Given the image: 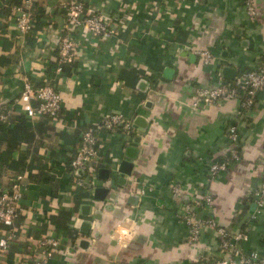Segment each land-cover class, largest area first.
Listing matches in <instances>:
<instances>
[{
  "label": "crops",
  "instance_id": "crops-1",
  "mask_svg": "<svg viewBox=\"0 0 264 264\" xmlns=\"http://www.w3.org/2000/svg\"><path fill=\"white\" fill-rule=\"evenodd\" d=\"M17 1L0 0V100L11 102L29 79L54 85L62 107L55 120L30 121L17 109L13 113L35 129L37 156L45 168H25V212L15 222L19 238L0 264L36 259L35 241L45 234L61 238L51 264L213 262L223 256L218 236L204 229L191 242L188 226L175 215L205 194L211 204L198 208V215L215 218L232 233L246 232L244 250L264 256V210L253 216V192L261 184L264 162V90L242 115L240 98L191 106L197 87L214 88L264 63V0H254L253 22L243 0H81L88 13L100 14L118 34L101 40L79 28L68 62L73 69L64 74L55 70L56 48L68 22L67 4L79 0H36L33 27L26 34L12 20ZM195 49L210 50V63L203 64ZM113 112L134 118V129L128 136L103 133L111 161L100 168L111 170L113 177L103 180L110 190L97 200L95 185L85 188L91 200L75 208L67 164L78 135ZM231 123L238 128L241 158L210 180L209 162L222 160L231 147ZM128 147L137 150L133 158ZM18 155L14 152V158ZM123 160L133 164L129 174L118 170ZM10 173L0 170V187L8 185ZM174 184L176 195L170 190ZM84 205L90 206L87 214ZM84 221L91 223L86 232L79 230ZM67 225L78 232L74 241ZM3 228L0 224V232Z\"/></svg>",
  "mask_w": 264,
  "mask_h": 264
},
{
  "label": "built area",
  "instance_id": "built-area-1",
  "mask_svg": "<svg viewBox=\"0 0 264 264\" xmlns=\"http://www.w3.org/2000/svg\"><path fill=\"white\" fill-rule=\"evenodd\" d=\"M183 1V0H178ZM36 0H19L12 7V20L15 27L22 34L28 33L33 27V8ZM243 8L247 19L253 22L257 15L254 0H243ZM68 6L67 25L59 35L56 48V66L58 74H64L62 65L69 62L76 45L75 34L79 28H84L101 40L117 38L118 31L100 14L88 13L83 1H74ZM53 29L49 27L51 33ZM199 56L202 63H210L213 54L208 49H195L193 52ZM264 90V63L257 68L248 69L236 74L232 80L220 83L214 88L197 87L194 90L193 108L200 103H216L221 100L240 98L239 115L251 109L255 103L258 92ZM62 97L57 88L51 83L34 84L25 79L19 95L11 102L0 100V121L8 122L9 116L16 109L23 114L26 120L48 118L55 120L60 114ZM134 129V118L125 116L120 112H113L102 116L95 123L81 130L78 135L77 145L73 148L72 156L68 161V173L71 179L72 190L87 189L93 185L95 172L107 160L104 151L103 138L106 135L128 134ZM104 133V136H103ZM229 140L231 147L222 160L209 162L207 174L210 180L219 174L227 172L229 168L241 158L239 146V133L237 125L229 126ZM27 172L9 175V183L0 187V224L4 227L0 232V259L14 241L19 238L16 228V220L25 212L21 205L23 187L25 186ZM171 193L179 192L178 184L171 186ZM256 208L253 216L264 210V162L262 164V181L253 192ZM211 197L209 194L196 196L191 202L183 204L176 217L189 228V241L199 239L204 229L213 231L219 238L220 250L223 256L213 262H201L199 264H264V256L255 250H244L241 245L248 236L244 231L230 232L218 224L211 216H199L198 208L209 206ZM39 255L36 259H19L17 264H51L50 260L59 251L61 238L55 235L45 234L35 241ZM1 261V260H0Z\"/></svg>",
  "mask_w": 264,
  "mask_h": 264
},
{
  "label": "trees",
  "instance_id": "trees-1",
  "mask_svg": "<svg viewBox=\"0 0 264 264\" xmlns=\"http://www.w3.org/2000/svg\"><path fill=\"white\" fill-rule=\"evenodd\" d=\"M62 68L64 72L73 69L70 68L68 62L62 65ZM2 110L0 108V112ZM13 113L10 114L7 123L0 121V170H9L11 171L10 175L24 172L25 168L29 170L33 168L42 170L45 167L37 156L38 147L35 142V129L27 127L21 120L20 114ZM1 145H4L3 149H1ZM14 152H18L19 154L16 158H14ZM90 200L91 194L86 189H77L75 191V208H78L83 202H90ZM66 227L65 232L69 239L74 241L78 232L69 225Z\"/></svg>",
  "mask_w": 264,
  "mask_h": 264
},
{
  "label": "water",
  "instance_id": "water-1",
  "mask_svg": "<svg viewBox=\"0 0 264 264\" xmlns=\"http://www.w3.org/2000/svg\"><path fill=\"white\" fill-rule=\"evenodd\" d=\"M224 71H230L229 68H223ZM165 73H168L169 70L166 68L164 70ZM141 84H145V81L141 80L140 81V85ZM136 122V121H135ZM136 148L133 147H128L126 149V153L129 157L133 158L135 153H136ZM132 163L127 161V160H123L120 162L119 166H118V170L121 173H125V174H129L130 173V168L132 167ZM112 173L111 170L109 168H99L98 169V177L95 178L93 180V184L95 185L94 191H93V198L97 199V200H103L106 196V194L108 193V191L110 190V188L108 186H104L103 185V180H109L110 178H112ZM110 196H113V194H110ZM82 208V212L83 214H87L89 212L90 206L89 205H84L81 207ZM98 212V210H97ZM91 223L89 221H84L81 225V227L79 228L80 231L86 232L89 230Z\"/></svg>",
  "mask_w": 264,
  "mask_h": 264
}]
</instances>
